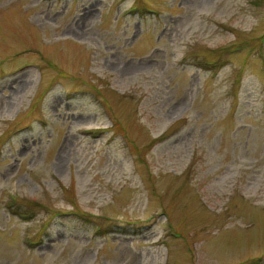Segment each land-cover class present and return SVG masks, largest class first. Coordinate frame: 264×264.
<instances>
[{"label": "rangeland", "instance_id": "rangeland-1", "mask_svg": "<svg viewBox=\"0 0 264 264\" xmlns=\"http://www.w3.org/2000/svg\"><path fill=\"white\" fill-rule=\"evenodd\" d=\"M0 264H264V0H0Z\"/></svg>", "mask_w": 264, "mask_h": 264}, {"label": "trees", "instance_id": "trees-1", "mask_svg": "<svg viewBox=\"0 0 264 264\" xmlns=\"http://www.w3.org/2000/svg\"><path fill=\"white\" fill-rule=\"evenodd\" d=\"M136 10H137V9H136ZM134 11H135V10H134ZM208 64L210 65V68H211V67H214L215 62H213V61H212V62H208ZM252 262H254V261H252Z\"/></svg>", "mask_w": 264, "mask_h": 264}]
</instances>
